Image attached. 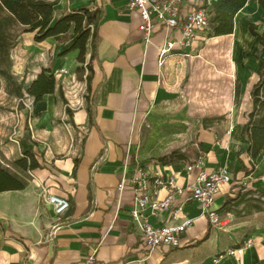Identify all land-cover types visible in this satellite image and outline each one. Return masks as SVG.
Here are the masks:
<instances>
[{
  "label": "crops",
  "instance_id": "obj_1",
  "mask_svg": "<svg viewBox=\"0 0 264 264\" xmlns=\"http://www.w3.org/2000/svg\"><path fill=\"white\" fill-rule=\"evenodd\" d=\"M76 1V6L98 7L102 13L90 92L93 121L88 122L85 107L75 112L74 124L84 135L65 159L57 160L56 174L32 170L36 175L29 172L33 179L23 189L0 192V264H264V224L234 221L232 238L226 242L227 230L211 225L193 201L186 202L175 219H192L179 247L142 246L130 221L135 188L128 178L135 168L132 152L142 120L159 92L164 28H157L146 41L138 12L126 9L128 0ZM148 168L143 167L153 190L154 176ZM124 169L127 181L120 190ZM157 169L179 187L195 182V174L186 173L184 163L160 164ZM42 183L48 192L69 200L59 219L40 204L37 184ZM226 185L214 199L218 212L230 194L231 185ZM167 193L162 186L157 194L162 198ZM147 214L155 224L168 212ZM251 239L256 241L248 244Z\"/></svg>",
  "mask_w": 264,
  "mask_h": 264
},
{
  "label": "rangeland",
  "instance_id": "obj_2",
  "mask_svg": "<svg viewBox=\"0 0 264 264\" xmlns=\"http://www.w3.org/2000/svg\"><path fill=\"white\" fill-rule=\"evenodd\" d=\"M14 1L0 0V18L10 45L9 62H5L3 52L0 62L22 84L24 93L21 99L16 98L12 85L0 75V167L27 184L32 176L14 168V160L29 151L39 163L35 172L48 169L56 174L57 160L65 159L84 135L71 123L65 108L72 111L75 122V112L89 103L91 95L85 82L89 54L86 52L81 62L79 51L69 49L71 39L58 35L35 42L34 32L24 31L46 9L57 17L79 1L53 0L54 5L51 0H19L15 5ZM11 4L13 11L7 8ZM249 22L256 24L258 32L264 30V0L247 1L233 18L232 33L205 35L163 58L159 92L142 120L141 136L132 152L134 167L146 173L143 167L152 165L153 169L147 170L154 174L160 165L158 157L178 150L185 154L180 163L202 161L207 171L218 175L224 170L231 185L229 197L247 192L246 201L240 205L230 202L216 211L222 223L227 220L221 226L227 230L223 238L226 242L232 238L234 221L249 219L254 225L264 224V149L251 174L238 173L241 162L249 166L242 150L247 143L246 113L250 109L249 89L256 80L258 53L257 39L247 30ZM41 72L53 76L55 90L35 102L25 89ZM41 187L46 189L44 183Z\"/></svg>",
  "mask_w": 264,
  "mask_h": 264
},
{
  "label": "built area",
  "instance_id": "obj_3",
  "mask_svg": "<svg viewBox=\"0 0 264 264\" xmlns=\"http://www.w3.org/2000/svg\"><path fill=\"white\" fill-rule=\"evenodd\" d=\"M210 2L211 0H128L126 9L138 12L141 21L139 28L143 32L144 40L148 41L157 28H164L166 39L159 50L161 63L173 50L182 49L208 35L211 29ZM204 3L206 6H203ZM184 169L188 174H195V182L187 187L177 186L172 178L164 179L163 174L157 171L153 174V185L156 188L152 190L147 175L141 168L136 167L128 178L135 188L129 210L130 221L140 243L147 250L162 246L177 248L181 245V236L191 225L192 219L186 217L181 222H176L175 219L188 201L197 203L211 225L221 227L223 224L213 208V203L222 185L229 181V177L224 174V170L219 175L207 171L202 161L184 164ZM125 174L124 169L118 185L120 190L127 181ZM37 186L41 188L40 197L44 204L50 207L59 219V216L68 210L69 200L48 192L41 184ZM160 186L168 190L167 195L162 198L157 194ZM147 210L152 216L161 215L166 211L168 214L165 219L154 224L149 221ZM92 257L91 255L88 261H91Z\"/></svg>",
  "mask_w": 264,
  "mask_h": 264
},
{
  "label": "trees",
  "instance_id": "obj_4",
  "mask_svg": "<svg viewBox=\"0 0 264 264\" xmlns=\"http://www.w3.org/2000/svg\"><path fill=\"white\" fill-rule=\"evenodd\" d=\"M14 1V0H12ZM19 0H15L14 5ZM248 0H211L209 4L210 24L211 29L208 33L212 36L228 35L233 32L234 16L247 4ZM54 5L53 0L50 1ZM14 5L7 7L14 10ZM18 5V4H17ZM203 6H206L204 3ZM16 8V6H15ZM0 11L3 8L0 4ZM14 13V12H12ZM102 13L100 8H90L86 5H79L70 8L67 12L54 17L51 9L43 11L34 21L29 23L28 28L24 31L34 32L33 40L41 42L51 36L62 34L66 40H72L69 49L78 50L80 61L88 52V61L85 64L87 74L85 76L86 89L91 95V81L93 77V60L95 58V42L97 37V28L101 20ZM10 19L14 20L11 16ZM247 30L251 37L257 39L258 53L255 54L257 66L255 70L256 80L252 83L249 89L250 109L246 113V126L248 127L247 143L242 152L249 160V166L241 162L238 171H241L244 176L251 174L254 171L255 161L264 149V30L257 31L256 24L249 22ZM10 45L7 40V33L4 28V22L0 18V52H3L5 62H9ZM0 75L3 76L12 85V94L21 99L23 96L22 84L17 83L10 71L3 67L0 62ZM55 90V82L53 76H46L43 72L39 73L26 87L25 92L29 94L35 102L41 101L43 96L51 94ZM88 97H86L87 99ZM93 93L89 98V103L86 104L85 110L88 116V122L93 121ZM70 116L71 123L75 126L72 111L65 108ZM185 159V154L173 150L169 154L158 157L160 164L170 165L181 162ZM77 165L74 162V168ZM12 166L20 172L29 173L31 170L39 168V163L35 156L29 151H25L22 157L14 160ZM17 174L12 173L9 169L0 167V192L7 190H20L25 187ZM231 187V186H230ZM235 186L232 187V191ZM245 193L235 192L233 197L226 196L223 205L233 202L234 205H239L246 201Z\"/></svg>",
  "mask_w": 264,
  "mask_h": 264
}]
</instances>
